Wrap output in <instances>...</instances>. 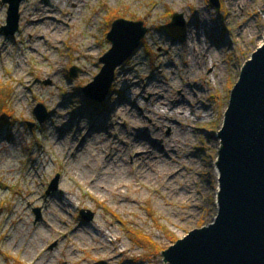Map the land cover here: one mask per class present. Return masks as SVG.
<instances>
[{
  "label": "rangeland",
  "instance_id": "obj_1",
  "mask_svg": "<svg viewBox=\"0 0 264 264\" xmlns=\"http://www.w3.org/2000/svg\"><path fill=\"white\" fill-rule=\"evenodd\" d=\"M52 1L25 0L19 31L7 37L8 5L0 0V98L13 114L0 125V264H168L164 251L219 215V133L241 71L264 43V0H219V11L210 0ZM175 14L185 22L178 33L169 29ZM120 19L141 21L148 33L96 103L82 89L101 72ZM180 91L188 93V110L176 111L181 126L167 106L182 100ZM161 92L165 103L150 101ZM39 104L49 115L44 124ZM171 127L175 175L143 178L126 158L131 179L123 187L92 184L98 164L90 152L103 159L130 141L159 151ZM92 133L100 142H87ZM137 233L153 243H137Z\"/></svg>",
  "mask_w": 264,
  "mask_h": 264
},
{
  "label": "water",
  "instance_id": "obj_2",
  "mask_svg": "<svg viewBox=\"0 0 264 264\" xmlns=\"http://www.w3.org/2000/svg\"><path fill=\"white\" fill-rule=\"evenodd\" d=\"M24 1L3 0L8 16L1 32L7 37L19 31ZM209 3L220 10L219 0ZM172 26L183 28V15L175 14ZM147 33L141 21L120 19L112 24L107 35L112 48L100 59L103 68L82 89L88 99L96 103L105 100L116 70L140 49ZM78 73L73 68L71 77L76 78ZM34 112L40 124L49 118L43 104ZM224 117L217 164L219 215L212 225L190 232L164 251L168 264H264V43L243 67Z\"/></svg>",
  "mask_w": 264,
  "mask_h": 264
},
{
  "label": "bare ground",
  "instance_id": "obj_3",
  "mask_svg": "<svg viewBox=\"0 0 264 264\" xmlns=\"http://www.w3.org/2000/svg\"><path fill=\"white\" fill-rule=\"evenodd\" d=\"M52 2H54L55 4V3L61 2V0H53ZM240 7H243V5H240ZM43 14L48 15V12L43 13ZM35 15L37 14L30 15L29 16L30 19H34ZM113 16H115L114 12L111 14L110 18H112ZM40 23L42 22L39 21V24ZM54 35L55 34L52 33L53 37ZM61 38H62V34L60 33L57 35V39L61 40ZM37 48H38L37 44L36 45L34 44V49L36 50V53H38ZM196 48L195 47L193 48L195 52L197 51ZM25 66H26V63H22L20 68H23ZM120 79L121 80L125 79V82H126L127 81L126 73L125 74L122 73ZM158 90H159L158 88H154V91L157 92ZM154 91L153 93H155ZM180 93L182 95V100L180 102H176V101L172 102L171 103L172 105H167V106L170 107L171 110H173L172 122L174 121L175 123L181 126L180 121L177 119L180 115L176 117L177 115L176 111L178 112L179 110L180 112L184 113L186 110H188L187 107L185 108V105L187 106V101H185V99H187L186 95H188V93H186V95L182 94L183 91H180ZM165 95H166L165 92H161L160 94H157V95L153 94V96L150 98V101H153V99L157 97L159 99L158 102H162L163 104L166 101L164 99ZM188 107L190 108L189 110L191 111V113H193V111L196 114L198 113L197 110L196 111L193 110L194 109L193 106L188 105ZM175 108H177V110H175ZM164 118L165 120H167L165 116ZM158 125L160 127L163 126V124H158ZM174 130H175V127H171L172 135L163 140V145L159 151L144 150L145 146L143 143H136V142H131V141L128 142L126 144V147H124L123 149L120 147L116 150L113 149L112 153L108 157H105L103 159L99 158L96 155L95 151L90 152L89 148L84 150L83 153L90 152L88 155H89L90 160L94 161V165L96 163L98 164L97 165L98 174L92 181V184L95 185V187L99 189L108 188L109 187L108 185H110L113 182H115L116 184L115 190H119L121 187H123V185L126 184V180L131 179V176L128 172L129 170L127 169V166H126V158H129L130 160L132 159V161L135 164L140 165L139 171H140L141 177L143 178H150L151 174L156 173V172L159 175L164 174L165 172H167L171 176L175 175L177 173L178 167L181 164H180V160L172 155V153H176L175 149L179 145L178 141L173 137ZM92 134L88 136L87 142L89 140L93 141L94 143L100 142V139L94 141L93 136H95V134L93 135ZM65 140L62 141L61 144L63 143L64 146L70 147V148L74 146L73 143L75 142H73L72 140L71 141H65ZM190 170L192 171V169ZM217 170H218V167H217ZM170 184H171L170 180H167L166 186L168 187L169 190H172L170 187ZM114 242L116 241L112 240V244H114Z\"/></svg>",
  "mask_w": 264,
  "mask_h": 264
},
{
  "label": "trees",
  "instance_id": "obj_4",
  "mask_svg": "<svg viewBox=\"0 0 264 264\" xmlns=\"http://www.w3.org/2000/svg\"><path fill=\"white\" fill-rule=\"evenodd\" d=\"M170 24H171V23H170ZM169 26H170V25H169ZM169 29H170L171 32H175V33H178V32H180V31L182 30L181 28L173 27L172 24H171V26L169 27ZM171 32H170V33H171ZM175 36H176V35H175ZM110 90L113 91V89H110ZM1 106H3V107H1ZM108 106H109V104H108ZM105 108H106V106H105ZM0 112H4V114H5V119L0 120V125H3V123L9 121L10 118L12 117V115H13V114L9 111V107H8V98H6L5 96H3V97L0 98ZM3 120H4V121H3ZM136 236H137V237H136V241H137V243H140V244L144 243V244H146V245H150V244L153 243L152 240H151L150 238L145 237L142 233H137ZM140 244H139V245H140ZM154 245H155V244H154ZM155 251H156L157 253H160V252L162 253V252H163V250H162V249H159L157 246H155Z\"/></svg>",
  "mask_w": 264,
  "mask_h": 264
}]
</instances>
